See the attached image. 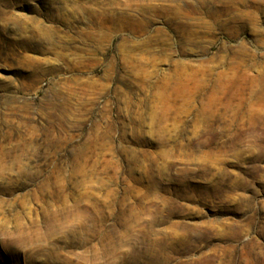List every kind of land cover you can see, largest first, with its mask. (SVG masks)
Returning a JSON list of instances; mask_svg holds the SVG:
<instances>
[{"label":"rangeland","instance_id":"1","mask_svg":"<svg viewBox=\"0 0 264 264\" xmlns=\"http://www.w3.org/2000/svg\"><path fill=\"white\" fill-rule=\"evenodd\" d=\"M0 264H264V0H0Z\"/></svg>","mask_w":264,"mask_h":264},{"label":"bare ground","instance_id":"2","mask_svg":"<svg viewBox=\"0 0 264 264\" xmlns=\"http://www.w3.org/2000/svg\"><path fill=\"white\" fill-rule=\"evenodd\" d=\"M233 3H234V1H237V0H231Z\"/></svg>","mask_w":264,"mask_h":264}]
</instances>
